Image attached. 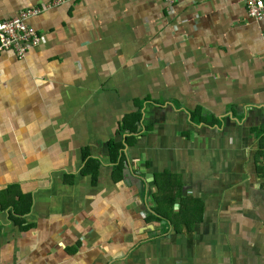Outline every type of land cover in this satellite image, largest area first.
Masks as SVG:
<instances>
[{
    "label": "crops",
    "instance_id": "1",
    "mask_svg": "<svg viewBox=\"0 0 264 264\" xmlns=\"http://www.w3.org/2000/svg\"><path fill=\"white\" fill-rule=\"evenodd\" d=\"M51 1L0 0V22L43 8L40 44L0 54V264H264V17L244 0ZM165 171L191 221L155 212Z\"/></svg>",
    "mask_w": 264,
    "mask_h": 264
},
{
    "label": "trees",
    "instance_id": "2",
    "mask_svg": "<svg viewBox=\"0 0 264 264\" xmlns=\"http://www.w3.org/2000/svg\"><path fill=\"white\" fill-rule=\"evenodd\" d=\"M131 117L132 119H134L131 124L127 123L128 120L126 121L127 126H128V131L131 132V134L126 139L127 141L126 144H132L135 141V135L138 130V126L136 122L141 121L140 112L133 113ZM258 134H260L258 137L261 136L260 146H262L263 148L264 147V140H263L264 123H263V126L259 129ZM108 146H109V153H110L109 163L113 165V180L120 181L123 178V170H124V166L126 163V156H125L126 153L124 151L125 142L116 141L112 139L109 141ZM83 158L85 160V165L82 170V174L91 175L92 185H96L97 180L99 178V169L101 165H103L104 163L99 158L92 156V154L90 153L89 147H84ZM263 169L264 168H262V170ZM262 174L264 175V171ZM155 183L158 188V194L154 196L157 202V205H158L157 210L155 212L159 213L162 209H165L164 212L169 213L168 220H171V218L174 220L176 218V219H181V221H185V222L191 221L192 219L190 217L193 216L191 212H189L190 215H188L185 211L180 210L177 214L175 215L173 214V205L175 202L176 191L177 189H179V186H180L178 176L176 175L173 176L168 171H165L163 173H156ZM159 216L162 218L161 215Z\"/></svg>",
    "mask_w": 264,
    "mask_h": 264
},
{
    "label": "built area",
    "instance_id": "3",
    "mask_svg": "<svg viewBox=\"0 0 264 264\" xmlns=\"http://www.w3.org/2000/svg\"><path fill=\"white\" fill-rule=\"evenodd\" d=\"M68 0H52L45 7L62 4ZM171 3L173 0H166ZM248 13L254 18L264 17V0H244ZM43 8L34 7L22 10L19 15L0 22V54L5 50H14L19 57L42 41L39 31L28 20Z\"/></svg>",
    "mask_w": 264,
    "mask_h": 264
},
{
    "label": "rangeland",
    "instance_id": "4",
    "mask_svg": "<svg viewBox=\"0 0 264 264\" xmlns=\"http://www.w3.org/2000/svg\"><path fill=\"white\" fill-rule=\"evenodd\" d=\"M263 140H264V138H263ZM108 152H109V150H108ZM97 154H98V153H97ZM150 155H151V154L147 155V154H145V153H142L140 156H138V159L141 160L142 156H143V158L145 159V158L148 157V156L150 157ZM106 156L108 157V154H105V157H106ZM133 159H135V157H132V159H131V165H130V166L128 165V167H127L126 169H129V171L131 172V174H133V176H134V175H135V174H134L135 171H134V168H133V166H132V165H133ZM260 164H261V167L264 168V166H263V165H264L263 160H261V163H260ZM124 169H125V166H124ZM123 173H124V170H123ZM136 179H137V178H136ZM141 196H142V197H145V196H146V197H147V196L150 197V194H149V192H145V194H142ZM149 213H150V212H149ZM149 213H147V217L149 216V215H148Z\"/></svg>",
    "mask_w": 264,
    "mask_h": 264
}]
</instances>
